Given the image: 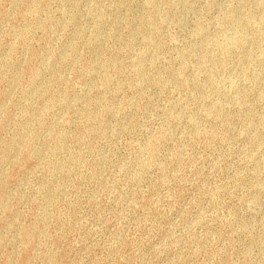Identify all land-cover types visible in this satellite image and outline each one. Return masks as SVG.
Returning <instances> with one entry per match:
<instances>
[{
  "label": "rangeland",
  "instance_id": "rangeland-1",
  "mask_svg": "<svg viewBox=\"0 0 264 264\" xmlns=\"http://www.w3.org/2000/svg\"><path fill=\"white\" fill-rule=\"evenodd\" d=\"M0 264H264V0H0Z\"/></svg>",
  "mask_w": 264,
  "mask_h": 264
}]
</instances>
